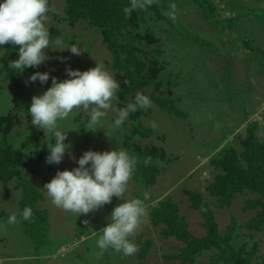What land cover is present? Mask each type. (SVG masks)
<instances>
[{
	"label": "rangeland",
	"instance_id": "rangeland-1",
	"mask_svg": "<svg viewBox=\"0 0 264 264\" xmlns=\"http://www.w3.org/2000/svg\"><path fill=\"white\" fill-rule=\"evenodd\" d=\"M49 1L51 11L47 14L46 27L54 49L46 50L48 59L36 71H48L64 80L67 66L84 71L98 63L120 85L111 101L112 108L107 110L100 125L93 126L98 130H88V115L82 108L74 109L69 118L59 122L58 130L68 131L65 143H70L72 155L79 159L89 149L112 150L132 137L131 141L143 148L153 145L164 149L165 159L154 185L146 187L133 179L128 183L127 199H142L145 191L151 194L144 202L146 215L130 237L137 252L130 257L111 248L101 253L96 247L101 234L98 231L108 223L106 218L122 201L114 197L110 204L80 217L51 202L43 190L44 185L57 170L78 166L66 152L53 172L47 168V147L54 144V136L51 132L45 135L44 130L33 126L27 112L32 97L50 87L51 79L41 85L39 81L26 83L32 75L29 72L18 82L4 81L0 76V116L8 113L17 116L10 141L16 149L33 154L35 161L28 170V178L41 191L43 199L39 206L47 215L46 224L38 226L35 238L30 237L20 216V190L14 182L7 186L0 184V264H138V255L148 243L145 264H177L165 257L179 252L183 244L175 237L162 235V225L153 223L151 210L160 201L170 198L179 205L191 234L204 237L202 216L192 206L189 191L203 195L214 210L221 231L233 219L236 221L234 244L237 247L251 248L258 242L264 253V231L255 233L244 228L245 222L256 213L243 210L245 199L252 195H240L232 206L220 208L207 191L214 174L210 159L232 142L248 123H259L258 135L264 141V0H175L170 3L164 19L150 18L152 14H149L140 22L142 36L157 40L154 48L158 51L157 60L163 65L161 77L166 96L183 114H170L151 101L147 116L142 118L143 126L151 132L149 136H131V125L126 121L120 128L113 127L120 107L117 94L122 75L113 70L112 57L101 34L83 22L71 24L66 19L64 1ZM208 2L215 5V10L207 19L201 4ZM146 30L151 35H146ZM57 40L62 43L57 45ZM247 42L259 50L261 60L255 57ZM73 45L80 48L79 55L55 49ZM3 54L0 48V58ZM146 95L150 98L149 92ZM101 126L104 129H99ZM107 133L115 138L109 139ZM39 151L43 152L44 166L35 165ZM13 214L18 222L9 224L8 217ZM46 243L48 245L43 247ZM215 252V249L205 251L195 264L206 263Z\"/></svg>",
	"mask_w": 264,
	"mask_h": 264
},
{
	"label": "trees",
	"instance_id": "trees-1",
	"mask_svg": "<svg viewBox=\"0 0 264 264\" xmlns=\"http://www.w3.org/2000/svg\"><path fill=\"white\" fill-rule=\"evenodd\" d=\"M62 1L66 4V19L71 24L83 22L101 34L111 54L113 70L122 75L121 89L117 94L120 100L119 109L131 102L137 93L146 95L149 92L152 102L170 114L183 116L170 97L166 96L161 77L163 65L157 60L158 51L154 48L157 40L151 36L144 37L139 31L140 22L149 14H152L150 18L164 19L170 3L175 0H155L151 7L133 11L129 16L123 11L129 0ZM201 7L207 19L215 10V5L209 2L207 5L201 4ZM146 31L148 33H145L146 35H151L148 30ZM246 44L255 57L261 60L259 50L250 42ZM2 47L4 54L0 58V76L4 81L18 82L24 73L33 74L36 71V68H28L20 74L19 70L9 68V61L18 58L15 49L17 46L6 44ZM147 114L148 109L130 113L126 122L131 125V136L151 134L142 124V118ZM16 118L17 116L12 113L0 116V184L7 186L14 182L21 192L19 202L21 212L25 207L32 208V219L28 221L21 219L25 231L30 233V237L35 238L38 226L46 224L47 215L40 210L39 204L43 199L41 191L28 178V170L35 161L33 154L16 149L10 141ZM258 129L257 121L248 123L242 132L236 134L232 142L210 159L209 165L213 168L214 174L207 186V191L220 208L232 206L240 195H252L245 199L243 210H254L256 213L245 222L244 228L255 233L264 231V141L259 137ZM131 140L132 137L126 139L120 146L126 148L137 159L136 170L131 179L146 187L154 185L161 174L160 164L165 159V150L153 145L143 148ZM43 159V152H37L35 165L41 163L44 166ZM46 166L53 172L55 164L46 163ZM32 171L34 172V169ZM188 194L192 206L202 216V226L206 229L204 237L198 238L191 234L186 217L181 215L179 205L170 198L160 201L151 210L153 223L157 226L162 225V235L165 238L175 237L183 244L179 252L167 255L165 257L167 260H174L177 264H195L205 251L215 249V254L203 264H264V253H261L258 242L251 248H247L246 245L237 247L234 244L237 230L234 219L221 231L215 212L205 202L203 195L195 191H189ZM148 244L139 253L138 264H145ZM46 245L48 244H44L43 247Z\"/></svg>",
	"mask_w": 264,
	"mask_h": 264
},
{
	"label": "clouds",
	"instance_id": "clouds-1",
	"mask_svg": "<svg viewBox=\"0 0 264 264\" xmlns=\"http://www.w3.org/2000/svg\"><path fill=\"white\" fill-rule=\"evenodd\" d=\"M155 0H129L123 11L126 16L136 10H146ZM174 8L175 5H172ZM51 11L49 0H0V48L6 44L17 46L18 58L9 61V68L22 74L28 68H38L48 57L47 49H54L49 28L46 27L47 14ZM60 45L62 41L55 42ZM55 49L70 50L79 55L76 45ZM67 78L60 80L48 71H35L26 83L39 81L41 85L51 86L42 94L34 95L27 112L33 126L51 132L54 144L47 149L46 163L60 164L66 152L78 165L72 169L57 170L55 176L47 182L43 190L51 202L67 212L79 214V217L98 211L110 204L113 198L121 200L106 219L108 223L98 233L96 247L103 253L111 248L126 257L137 252V246L130 239L140 227L146 215L144 202L150 199L145 191L143 197L127 199L128 183L133 176L137 159L126 148L112 150H86L79 159L70 151V143H65L68 131L58 130L60 121L66 120L74 109L82 108L88 115V130H98L107 110L112 108V99L120 88L118 81L97 63L96 67L81 71L71 66L65 68ZM151 99L143 93H137L125 107L118 110L113 121L114 128H120L130 113L146 110L151 106ZM155 126V125H154ZM99 129H104L102 126ZM109 139L110 136L107 133ZM115 138V137H114ZM20 216L23 220L32 219L33 210L25 207ZM15 214L8 217L9 224L17 223Z\"/></svg>",
	"mask_w": 264,
	"mask_h": 264
}]
</instances>
